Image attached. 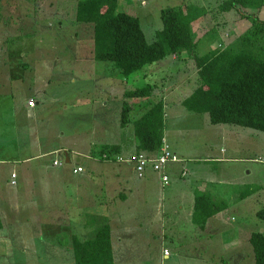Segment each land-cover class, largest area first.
I'll use <instances>...</instances> for the list:
<instances>
[{
  "label": "rangeland",
  "instance_id": "374dc122",
  "mask_svg": "<svg viewBox=\"0 0 264 264\" xmlns=\"http://www.w3.org/2000/svg\"><path fill=\"white\" fill-rule=\"evenodd\" d=\"M222 1L119 0L117 11L136 15L147 41L152 42L156 31L162 27L161 8L174 6L184 12L187 7L191 11L194 6V15L199 17L194 22L197 38L203 39L211 30H215L216 35L211 36L209 42L203 40L199 44V53L203 54L221 44L226 45L249 26L247 14L242 16L240 10H220ZM76 2L0 0L2 202L9 206L10 198L17 197L22 203H27V213L31 220L36 221L38 218L33 210L39 212L40 207L33 208L34 205H40L47 197L63 198L67 184L82 183L91 189L105 182L117 183L119 179H115L114 173L118 165L128 166L130 163L91 161L85 152L88 149L97 151L103 144L112 143L110 131L107 134L101 123L107 122L109 111L114 115L117 105L122 106L123 89L151 84L153 89L148 99H133L130 123L154 102L161 100L163 138L178 161L169 166L170 180L165 186L158 181L157 175L151 176L153 172L146 179H138L129 171L126 179H120V184L122 187L124 184L132 186L135 194L138 192L136 184L146 183L150 189L145 197L159 199L163 196L166 203L173 202L167 206L172 211L162 216L155 206H141V198L134 197L133 206L127 203L125 206L117 205L109 215L115 216L117 231H132L137 238L145 236L150 247L159 246L161 230L167 237L163 249H115V264H160L158 257L161 264H255L248 237L253 231L264 235V221L255 215L264 205V131L229 123L214 124L210 122L208 113L184 109L182 100L197 85L194 59L188 55L175 58L167 55L127 78L118 74L113 78L115 70L110 69L111 61L88 58L93 54V27L76 21ZM244 10L264 20V4L259 9H251L253 12ZM32 94L38 100L35 108V100L34 105L29 103L28 97ZM101 101H106L108 106L103 111L99 109ZM130 123L125 131L132 130ZM111 128L114 129L115 125ZM57 147L68 152L76 151L79 155L70 153L71 163H66L62 155L52 151ZM131 151L122 150L120 157H127ZM55 158H60L61 164L53 165ZM81 164L85 172L72 173V167ZM182 168L186 171H181ZM12 169L18 171L14 185L8 182ZM55 185L62 189H51ZM194 190L211 192L215 199L228 202V207L211 217L203 230L186 214L189 206L192 211ZM91 191L96 193L94 199L100 200L104 211L113 209L111 189ZM241 191L250 195L239 199ZM67 192L71 199H76L72 195L74 189ZM179 193L191 198V205L186 202L180 209L178 203L174 204ZM83 194L80 198L85 197ZM23 214L20 211L18 215ZM19 222L23 221L16 224ZM24 224L29 225L26 227L29 235L32 224L37 229L43 227V221ZM41 229L32 231V236L44 238ZM0 235L5 238V234ZM1 236L0 240L3 239ZM32 241L35 243L33 249H19L20 245H28ZM138 241H143V238ZM189 242L191 251L172 249ZM3 251L0 249V254ZM165 251L170 254L167 260L161 257L163 253L167 254ZM3 257L0 255V264H72L70 253L60 257V249L38 247L37 240L32 237L19 240L17 249H5Z\"/></svg>",
  "mask_w": 264,
  "mask_h": 264
},
{
  "label": "trees",
  "instance_id": "16d2710c",
  "mask_svg": "<svg viewBox=\"0 0 264 264\" xmlns=\"http://www.w3.org/2000/svg\"><path fill=\"white\" fill-rule=\"evenodd\" d=\"M118 1L76 2V21L93 27L94 60L111 61L115 74L127 78L133 72L167 55L174 58L177 55H188L194 59L197 85L182 100L184 109L189 112H206L210 122L214 124L229 123L264 131V20L244 10L259 9L264 0H223L219 4L220 10H240L242 16L247 14L249 26L226 45L221 44L222 46L211 48L203 54L199 53V44L203 40L209 42L212 40L210 37L216 35L215 30H211L214 34L207 32L203 39L197 38L194 22L199 17L194 15V6L191 11L187 7L184 12L174 6L161 8L162 27L156 31L155 39L148 42L139 18L117 11ZM152 89L153 86L147 84L142 88L130 87L122 93L121 127L130 123L129 113L133 99H148ZM33 95H30V99L34 105V100L36 104L38 100ZM162 110V101H156L134 119L133 124L130 123L135 138L131 148L134 151L123 159L140 152L154 154L159 150L164 136ZM92 154L103 160L114 161L120 157L122 150L117 144H103L97 151H92ZM169 166L167 173L170 176ZM183 170L186 169L181 171ZM147 175L148 173L143 178ZM248 195L250 194L241 191L238 198L243 199ZM227 207L225 199H215L211 192L196 190L192 222L203 228L209 217ZM255 215L264 221V205ZM248 239L253 247L255 264H264L263 233L253 231ZM72 247L75 264H114L110 228L107 224L102 225L91 239L73 238Z\"/></svg>",
  "mask_w": 264,
  "mask_h": 264
},
{
  "label": "crops",
  "instance_id": "0c3cea01",
  "mask_svg": "<svg viewBox=\"0 0 264 264\" xmlns=\"http://www.w3.org/2000/svg\"><path fill=\"white\" fill-rule=\"evenodd\" d=\"M88 58H91L93 60V56L88 57ZM110 69L112 70V68ZM112 74H113L112 77L115 78V75H116L115 72H113ZM128 88L130 87L127 86V88L123 89V91L121 92V96H122V93ZM31 97L32 96H29V98ZM99 104H100L99 109H102L101 111L108 108L106 101H104V103L101 101ZM36 105L37 104H35L34 108L36 107ZM120 108L121 106L117 105L114 115H111L109 109H107L109 111V115H106L108 120L107 122L104 121V123H101L106 127V129L104 130L105 131L107 130V134L109 130L112 135V143H106V144H117L121 147V150L131 149L132 146L134 145L135 138L133 136L132 130L128 132V131H125V129H127L126 126L121 127L120 121H119L120 120L119 110L121 112ZM112 125H115L114 129L111 128ZM113 133H115L114 134L115 138L113 137ZM64 149L57 147V148H54L52 151L58 152L60 155H62V157L64 158V162L66 163H71L72 155H70V153H73V155H79V153L76 151L68 152L67 150H64ZM85 153L88 154L85 156L91 161L93 160L104 161V162L110 161V160H103V159L95 157L89 149ZM55 159L59 160L60 158H55ZM127 164L129 163L127 162ZM76 166H82L83 170L81 171V173L85 172V168L82 164L76 165ZM76 166L72 167V173H74L73 168ZM11 171H15L18 177V171H16L15 169H12ZM129 171L132 172V174H134L132 163H130V165L128 166L118 165V169L115 170V173H114L116 176L115 179H119L117 183H106L105 182L104 184L99 185V186L95 185L91 189L89 185H85L82 183H78L76 185L67 184L66 194L64 195L63 198L53 199V197H49V198L47 197V199H45L40 205L39 204L34 205L33 208L40 207L39 212L35 209L33 210V213H36L35 217L38 218L36 221L30 219V216L27 213L28 212L27 203H22L21 200L18 199L17 197H15L12 200V197H11L10 204H9L10 207H9L8 203H3L2 199H0V233H2L3 235L5 234L4 236L5 238H3L0 235L3 238V239L1 238L2 240H0V249H4V251L0 254L1 258H4L3 254L5 252V249H10V250L17 249V245H19V240H25L26 238L32 237L37 240L38 247L48 246L49 249H60V257H62L63 254L69 255L70 253L71 263L75 264V259L73 255V247H72V239L73 238H77L80 240L91 239L95 235V233L98 231V229L104 224H107L110 228L111 249L113 251L114 264L117 261L115 249H161V248L163 249V244L166 240L167 234L163 233L162 230L159 232V238H158L159 246L158 244H155L154 247H150L149 240L145 236L141 237L143 238V241L139 242L138 240H140L141 238L139 237L137 238V235H135L132 231H129V230L124 231V232L117 231L118 225L115 222V216L109 215L111 212H113L112 210H115V207L117 205L125 206L127 203V205L133 206L134 197L141 198V203H142L141 206H148V205L155 206L157 209V212H160L162 216L172 211L171 209H168L169 207L167 206H170L169 203H173V202L166 203L165 198H163V196L159 199H152L149 197L148 198L145 197L146 195H148V191L150 189L146 183H141L139 185L136 184V190L138 192L135 194H133L132 192L133 190L132 186L128 184H124V186L122 187V185L120 184V179H124V178L126 179V173ZM150 172H148V174H150ZM77 173H80V172H77ZM154 174L157 175L156 173L153 172L151 176H155ZM146 178H138V179H146ZM157 179H158V175H157ZM56 186L58 185L52 186L51 189H54V190L62 189L61 187L56 188ZM106 188L111 189L113 191V193H111V199L114 201V204L111 205L113 209L109 208L107 211H104L101 208L102 206L100 204V200H97V198L94 199V197H97L96 193L92 192L91 190H94V189L95 191H97L98 189L105 190ZM71 189L75 190V192L72 195L76 199H71L68 196L69 194L67 191ZM79 190L85 193L84 198H80L84 196V194L77 192ZM188 190L190 191L191 189L188 188ZM195 191L196 190H194V192ZM199 191H205V190H199ZM194 192H193V204H194ZM179 194L182 197L178 195V198L176 199L174 204L178 203L177 204L179 205L178 207L180 209H183V205L186 202L189 204L191 203V198L188 199V198H185L182 193H179ZM20 211L24 212L22 216L18 215ZM192 213H193V206H192V211H191V206H189L187 213H186L187 216H190L189 220H192L191 218ZM211 217H209L207 221ZM18 221H23V222L22 223L19 222L18 224H16ZM40 221H43L42 229L41 228L37 229L38 227L35 224H32V226L29 227V230H31V234L29 235L26 230V227L29 225H25L24 223L40 222ZM163 222H164V218H162V221H161V228L164 227L162 224ZM204 227L201 228V230H203ZM40 229L43 230L44 238L42 236H39V237L32 236L33 235L32 231L37 232V231H40ZM34 247H35V243L34 241H32L28 245H25V244L20 245L19 249H22V250L33 249ZM172 249H189V251H191V242H189V244L180 243L174 246ZM169 255H170L169 253L168 254L163 253L161 257L167 260L169 259ZM187 255L191 256V254H187ZM157 259H159L160 264H161L160 258L158 257Z\"/></svg>",
  "mask_w": 264,
  "mask_h": 264
},
{
  "label": "built area",
  "instance_id": "2783aa9c",
  "mask_svg": "<svg viewBox=\"0 0 264 264\" xmlns=\"http://www.w3.org/2000/svg\"><path fill=\"white\" fill-rule=\"evenodd\" d=\"M29 103L30 105H33V100L30 99ZM162 140L163 143L161 147L154 154L140 152L139 154L132 155L125 159L117 157V160L132 163L134 174L139 178H143L148 173V171L156 173L160 183L165 186L170 180V176L167 173V167L178 160L176 154L168 148L166 140L164 138ZM262 160L264 161V159ZM53 164L58 165L60 162L58 160H54ZM82 170L83 169L81 166H76L73 168L74 173L81 172ZM16 182L17 174L15 172H11L9 176V183L14 185ZM165 253L168 254L167 251H165Z\"/></svg>",
  "mask_w": 264,
  "mask_h": 264
},
{
  "label": "clouds",
  "instance_id": "9594fccd",
  "mask_svg": "<svg viewBox=\"0 0 264 264\" xmlns=\"http://www.w3.org/2000/svg\"><path fill=\"white\" fill-rule=\"evenodd\" d=\"M54 160H58V159H54ZM54 160H53V161H54ZM53 161H52V162H53ZM58 165H59V164H58ZM11 172H15V171H11ZM11 172H10V173H11ZM15 173H16V172H15ZM16 174H17V173H16ZM9 176H10V174H9ZM9 176H8V182H9Z\"/></svg>",
  "mask_w": 264,
  "mask_h": 264
}]
</instances>
